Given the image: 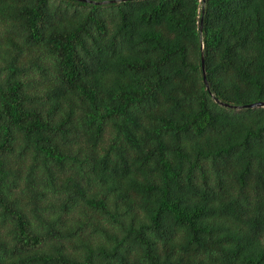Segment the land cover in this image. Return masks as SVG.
Instances as JSON below:
<instances>
[{"label":"trees","instance_id":"1","mask_svg":"<svg viewBox=\"0 0 264 264\" xmlns=\"http://www.w3.org/2000/svg\"><path fill=\"white\" fill-rule=\"evenodd\" d=\"M91 1L0 0V264H264V0Z\"/></svg>","mask_w":264,"mask_h":264},{"label":"water","instance_id":"2","mask_svg":"<svg viewBox=\"0 0 264 264\" xmlns=\"http://www.w3.org/2000/svg\"><path fill=\"white\" fill-rule=\"evenodd\" d=\"M80 1L94 3V1H91V0H80ZM107 3H108V1H104V2H100L99 4H107ZM201 32H203V24H202ZM202 61H203V72H204L205 84L207 86V89L210 90V85H209V82H208V79H207V74H206L204 54L202 55ZM222 105L224 107H228V108L235 109V110L264 108V102L249 104V105H245V106H233V105H229V104H226V103H222Z\"/></svg>","mask_w":264,"mask_h":264}]
</instances>
